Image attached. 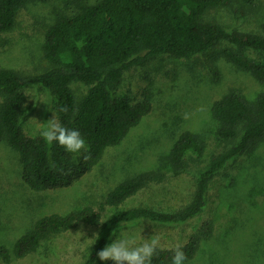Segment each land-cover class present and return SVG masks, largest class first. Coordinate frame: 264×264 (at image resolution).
Instances as JSON below:
<instances>
[{
  "label": "trees",
  "instance_id": "1",
  "mask_svg": "<svg viewBox=\"0 0 264 264\" xmlns=\"http://www.w3.org/2000/svg\"><path fill=\"white\" fill-rule=\"evenodd\" d=\"M26 2L0 0V34L14 29ZM253 6L254 0H98L81 7L73 16H58L48 29L42 51L53 68L47 71L0 68V143L18 154L23 184L39 193L71 187L91 174L107 151L119 146L151 113L149 87L135 103L114 95L125 73L132 68L145 66L161 56L191 59L209 55L216 80L220 75L213 64L224 59L263 87L254 101L231 92L213 104L212 116L219 124L217 135L229 147L210 160L209 169L199 178L187 206L174 212L147 207L121 209L102 218L100 211L88 205L65 214L45 215L17 238L12 249L0 246L4 264L36 254L46 243L80 225L98 228V237L89 247L83 264H113L100 261L97 253L108 245L123 222L145 219L161 224L185 223L204 210L212 176L236 157L255 152L264 142V65L244 53V50L264 52V19L258 32L228 31L224 25L207 19L213 11L236 14ZM222 44L236 49L220 48ZM75 82L91 86L81 100H77L71 88ZM35 85L51 92L58 121L81 133L87 152L68 153L56 143L48 145L40 135L25 134L24 90ZM61 108L68 111L62 112ZM204 152L200 135L191 131L182 133L162 157L160 167L118 183L108 192L101 208H120L140 191L163 183L168 173L189 172ZM214 231L213 220L207 219L189 236L183 248L185 263L196 258L204 243L213 238ZM174 249L158 247L152 264H172Z\"/></svg>",
  "mask_w": 264,
  "mask_h": 264
},
{
  "label": "rangeland",
  "instance_id": "2",
  "mask_svg": "<svg viewBox=\"0 0 264 264\" xmlns=\"http://www.w3.org/2000/svg\"><path fill=\"white\" fill-rule=\"evenodd\" d=\"M98 0H27L13 30L0 34V68L47 71L53 68L44 57L42 46L48 29L60 15L73 16L81 7ZM231 14L213 11L207 16L228 31L258 32L264 19V0H254L251 9ZM244 13V14H243ZM232 47L222 44L220 48ZM236 49L235 47H232ZM251 59L264 65V52L244 50ZM220 79L216 80L209 55L191 59L161 56L145 66L125 73L115 97H127L132 103L141 99L147 87L152 92V111L117 147L107 151L91 174L68 188L32 192L21 179L18 154L0 143V246L12 249L14 242L28 232L35 221L52 213L65 214L73 209L92 206L102 218L116 210L147 207L164 212L187 206L210 160L229 144L217 135L219 124L213 118V104L231 92L254 101L263 90L251 75L238 70L224 59L215 62ZM77 100L84 98L91 86L71 85ZM27 104L22 126L28 137L40 135L41 123L56 116L51 92L35 85L25 89ZM57 118V116H56ZM186 131L204 141L203 158L191 170L151 185L117 209L101 208L106 195L121 181L140 172L160 167L180 135ZM211 219L214 236L204 243L196 258L185 264H264V142L251 154H244L215 173L208 185L206 207L185 223L161 224L137 220L120 225L109 243L120 236L135 237L137 244L152 236L159 247L175 248L185 244L201 224ZM127 226V228H125ZM98 228L80 225L46 243L36 253L10 264H83ZM0 264H4L0 259Z\"/></svg>",
  "mask_w": 264,
  "mask_h": 264
},
{
  "label": "clouds",
  "instance_id": "3",
  "mask_svg": "<svg viewBox=\"0 0 264 264\" xmlns=\"http://www.w3.org/2000/svg\"><path fill=\"white\" fill-rule=\"evenodd\" d=\"M60 111L67 112L68 109L61 108ZM39 134L48 145L56 143L68 153L78 154L82 150L87 152V144L81 133L78 130L64 127L54 114L53 118L47 123H41ZM85 159H87V156H85ZM133 223L135 224L137 221H133ZM122 225H124V222L120 225V230ZM158 247L159 238L156 236H152L147 240L143 239L142 244H137L135 237L125 238L120 231L119 238L106 245L97 253V256L100 261H112L113 264H152V258ZM183 248V244L176 245L172 264H185L187 256Z\"/></svg>",
  "mask_w": 264,
  "mask_h": 264
}]
</instances>
